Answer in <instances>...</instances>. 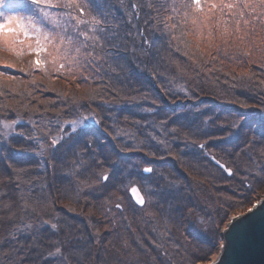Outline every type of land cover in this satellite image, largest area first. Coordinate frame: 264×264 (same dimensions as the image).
<instances>
[{
	"label": "trees",
	"instance_id": "16d2710c",
	"mask_svg": "<svg viewBox=\"0 0 264 264\" xmlns=\"http://www.w3.org/2000/svg\"><path fill=\"white\" fill-rule=\"evenodd\" d=\"M91 1L80 3L84 8L83 14L76 9L74 12L81 19L89 21L87 25H80L78 31L87 32L89 37H98L97 40L87 41L79 37L78 40L86 54L83 60L88 64L91 61L97 63L96 77L100 78L96 82L101 84L100 92L92 99L83 96L71 100L68 98L74 93L64 96L55 89L50 98L44 96L38 98L43 102L34 103L39 108L38 112L0 105V175L16 179L15 174L8 173V166L3 164L13 160L18 167L24 168V174L33 176V179L20 183V193L15 192V187L9 189V186L7 191H11L3 194L0 186V207L4 206L5 212L14 214L10 220H4L0 215V264H85L86 261L77 256L85 251L94 256L93 259L98 258L95 264L105 262L102 253H111L106 259L110 258V264L114 260L117 264L125 261L121 259L124 256L130 257L134 249L145 254L143 246L153 250L152 258L157 256L152 264H173L172 260H165L163 249L170 250L168 253L171 256L179 257V252L173 249L179 243L189 246L188 257L181 264L194 263L199 260L201 252L206 254L209 250L198 246L194 242L196 240H187L186 232L207 243H210V239L206 235L212 234L218 240V221L227 214L222 205L229 199L218 196L217 184L222 180L232 181L236 174L233 165L238 164L242 167V173L234 186L237 190L241 189L238 195L243 196L242 201L251 200L264 187V159L258 162L260 166L255 169L256 173H251L247 169L246 158L242 157L254 155L259 144L254 150H244L241 145H234L233 151L229 144L210 142L209 137L216 134L209 128L212 116L201 111V108L197 111L191 95L195 96L204 89H211L218 95L240 92V96L248 97L256 108L239 112L245 114L243 118L252 117L247 120H253L257 129L264 128V67L259 66L252 78L238 83L230 81L232 86L226 83L228 76L225 80L221 79L217 88L210 86L214 81L203 71H194L197 74L191 77L193 72L184 70L186 63H190L184 47L192 49L195 46L188 40L186 25L183 28L177 20L185 24L186 17L189 18L191 14L200 15L209 8L217 12L218 7L228 8L233 22H242L253 13L250 12L252 0H201L200 10L196 9L192 0ZM133 5H136V11ZM223 12L219 13L229 20L224 9ZM169 18L176 20V26L168 24ZM216 19L223 23L222 19ZM93 20L101 21L93 24ZM75 38L74 42L77 41ZM0 49L9 56L25 61L29 67L24 69V74L28 76L41 69L42 78L54 76L53 80L67 81L66 69L57 72L44 53L42 56L47 63L37 68L31 66L37 57L35 53L27 51L24 54L23 51V55L17 56L7 48L0 46ZM0 71L5 75L10 72L9 69ZM45 82L48 84V81ZM3 92L0 91L1 97ZM62 96L65 98L61 99ZM166 97L176 98L178 102L174 107L157 103H162ZM52 98L56 100H46ZM177 109L195 113L200 123L188 117V122L178 121L180 124H175L176 121L171 118L176 116ZM216 111H219V107L213 109L214 113ZM89 115L94 118L88 119L84 128L77 126L74 130L71 122ZM228 116V128L237 130L241 124L240 117ZM8 123H11L10 127ZM107 123L111 125L113 136L100 129L107 130ZM248 131L253 132L250 128ZM61 133L63 137L60 138ZM260 134L264 138V133ZM241 135L242 129L230 138V143L238 141ZM248 136H245L246 141ZM51 138L58 139L56 146ZM217 145L220 146L214 151L213 146ZM127 149L129 152L123 151ZM11 151L18 152L20 160L11 157ZM5 153L9 154L8 158ZM175 153L185 164V172L176 167L180 165L178 161L164 160ZM214 159L224 163L225 167ZM101 160L106 161L105 167ZM145 167H151L152 171L145 172ZM228 169L232 172L229 173ZM104 175L108 176L107 180L102 179ZM91 177L97 180L95 185L84 183L85 179ZM134 178L137 181H133ZM12 179L10 185L17 181ZM134 185L145 197L143 205L137 204L131 195L130 189ZM115 189L122 190L124 198L117 200L108 196ZM70 192L76 195L75 204L88 203L99 212L101 220L98 222L103 223V219L111 216V227L117 225L115 235H125L123 241L118 242V252L108 251V237H96L90 229V222L95 221L94 215L90 216V220L85 217L79 220L71 219L78 218L71 217L76 214L72 211L63 213L60 208L64 207L63 204L57 203L67 198ZM100 192L103 194L99 195ZM106 196L111 204L101 202ZM24 200L38 206L25 205ZM42 204L48 207H41ZM234 205L231 204L232 207ZM56 210H60L57 211L60 213ZM128 215L133 221L126 218ZM183 226L188 229L185 233ZM120 230L124 232L120 233ZM97 238L101 245H97ZM57 249L60 251L57 252ZM118 253L124 256L115 259Z\"/></svg>",
	"mask_w": 264,
	"mask_h": 264
},
{
	"label": "rangeland",
	"instance_id": "374dc122",
	"mask_svg": "<svg viewBox=\"0 0 264 264\" xmlns=\"http://www.w3.org/2000/svg\"><path fill=\"white\" fill-rule=\"evenodd\" d=\"M96 2V0H94ZM100 1V0H99ZM221 1V0H220ZM10 5H21L25 2V0H8ZM54 3H57V0H53ZM65 2V0H59V13L61 14H66V13H70L72 16H79L78 13H75L74 8L73 9H66L63 8V3ZM76 3H84V2H89V0H75ZM93 2V0L91 1ZM98 2V1H97ZM98 4L101 5V2H98ZM92 6V5H90ZM252 7L250 12H253L250 18L247 19H243V23L236 21H234V18L232 17L230 19L229 17V10L228 8H218L216 9L217 12L213 11V9L209 8L207 11L203 12V14L206 13H212L213 17L209 20V28L211 31H209L210 34H214L215 33V29H219L221 27V25L223 26H227L226 29H228L227 32H225L224 39L222 38L221 40H214L216 37H208V36H203V37H195L196 35L191 33V29L187 28V36L189 41H191L190 43H192V45H194V48H186L184 47V49L186 50V54L189 55V61L190 63H186L185 67V71H191L193 72L191 77L196 76L195 74H197L194 71L199 70L200 73H202V71L205 74V76H209L210 78L212 77V80L214 81L213 84L211 83V87L213 88H217L219 82L221 81V79L225 80V77H229V79L226 81V83L229 86H232L233 84H230V81H236V83H238L237 81H241V80H247L248 78H252V76H254L253 74H255L256 72H254L256 69H258V67L262 66L264 67V29L261 31H258L259 28L264 25V3L258 1V0H252ZM223 9L225 10V13L228 14L227 19L229 20H225L224 19V15L220 14L224 13ZM15 11H19L20 15H26L25 12H23V10L16 8ZM202 13L200 15H196V17L201 16L202 18ZM172 16V15H169ZM216 18H220L222 19L223 23H219L218 20ZM173 18H169L167 19L168 24L171 25L172 27L176 26L175 25V21L172 20ZM67 20L66 16H60V22L61 25H63ZM102 20V19H101ZM100 20V21H101ZM99 21V22H100ZM202 21V20H201ZM245 21H247V23H245ZM177 22L183 26H185L184 23L180 22V20ZM211 22V23H210ZM177 23V25H178ZM224 23H228V24H224ZM232 24V27H231ZM208 25V24H207ZM240 25L241 28L243 27H247L248 30L253 34L255 31H257L256 34H258L255 39H253V37H251L250 39L248 38L249 36L247 35H242L239 32L236 34L235 31L237 26ZM75 27V21L73 20L71 22V24L68 25V30L69 33L72 32L73 28ZM239 27V29H240ZM186 30V29H185ZM195 33V31H194ZM178 35V34H177ZM251 35V34H250ZM227 37V38H226ZM185 38V36H184ZM74 39V37H73ZM77 39V38H75ZM29 43H33L34 41L29 40V41H25L24 45L21 44H11L10 47L14 48L16 50H23L24 54H26V52L28 51L27 49V45ZM212 43V44H211ZM79 47L80 51L76 52L75 49ZM83 49H81V44L79 43V40L77 39L76 42H74L73 46L71 47L69 54H68V59L70 61H72L70 64L69 63H65L64 68L66 69L67 73V81L65 79H55L53 80L55 77H44L42 78L41 76V69L38 70V72L33 73V75H27L24 74V72H26V70L29 67V65L26 64L25 61H20L12 56L7 55V53H5L4 51H2L0 49V69H9V74L5 75L3 73H1L0 71V91H4L3 92V97L5 100H7L8 102L2 100L0 98V105L6 104L9 107H13L16 106L17 108H19L22 111H28V110H35V112H38L39 108L35 107L34 103L37 102H43V100H40L38 98H42V97H46V98H50L51 95H53L51 92L54 91L55 89H57L58 91H60L61 94H63L64 96L68 95V94H72L74 93V95L71 96V98L69 97L68 99L71 100H76V98L78 97H83L87 98L89 97L90 99L93 98V96H95L96 93L100 92V87L101 84L96 82L97 79L100 78L96 77L97 71H96V66L97 63L91 61L89 64L86 62V60L84 61L83 59H85L86 54L83 53ZM86 51V50H85ZM48 53H51L52 55H48ZM46 55V57L48 58L50 65L53 66L52 63V56L55 55V53L52 51V48L49 47L47 49V52L44 53ZM82 60H81V58ZM35 59H37V57H35ZM34 59V60H35ZM59 63H64V60H59L57 62V65H59ZM31 65V64H30ZM32 67L35 65L32 64ZM23 72V73H22ZM195 73V74H194ZM23 76V77H22ZM46 76V75H43ZM68 79L70 81V83L68 82ZM81 79V81H80ZM38 82H37V81ZM52 80V81H51ZM40 81V82H39ZM45 81H48V84H46ZM76 83H82V85H78ZM46 84V85H45ZM209 86V88H211ZM236 86V85H235ZM238 86V85H237ZM230 91V90H229ZM240 91H242L240 89ZM7 92V94L4 96V93ZM77 93V94H76ZM240 92L236 93L233 91H230V93L225 92L224 95H218V93L213 92L211 89H204V90H200L198 93H196L195 96L191 95L192 98V102H193V106L194 107H198L197 111H199V108H201V111H205L207 112L206 114L209 115L211 114V119H210V123L209 124V128L210 130H214L213 132H215L216 134L212 137H209L210 142H220V144H229L231 146V149L234 151V145H241L242 147H244L248 150L251 148V150H254L256 144H259V148H255V154L254 155H249L246 154L244 155L242 158H246V162H248V167L247 169H250L252 172L251 173H256L255 169L257 170V168L260 166L258 162H260L261 160L264 159V138L261 137L260 133H264V128H260L257 129V124L253 123L251 120H247L250 119L252 117H246L243 118L245 116V114H243L242 112L239 111H247L248 109H255L256 106L248 99V97H241ZM34 94V95H32ZM11 95V96H10ZM34 97V98H33ZM37 97V98H36ZM56 97V95H55ZM65 98V97H61ZM190 98V99H191ZM66 99V100H68ZM46 100H56V98H52V99H46ZM178 99H169V98H163L162 99V103L157 102L158 104L163 105H170L172 107L175 106V103L178 102ZM186 99H183V101H185ZM199 104V105H195V104ZM42 105V104H41ZM1 107V106H0ZM33 107V108H32ZM219 107V111H216L215 113L213 112V109ZM234 108L235 111H234ZM1 110V109H0ZM52 112V111H50ZM223 112V114H221ZM225 112V113H224ZM176 116H172L171 119H173L176 123H179L178 121H187L188 122V117H193L195 123H198L200 118L195 113H190L189 110H183V109H177L175 110ZM199 113V112H198ZM204 113V112H203ZM184 114H186V116H184ZM231 114L232 116H239L240 120H241V124L238 127L237 130H230L228 128V121L226 120L227 117H229L228 115ZM200 115H204L201 114ZM176 117V119L174 118ZM255 116H253L254 118ZM243 118V119H242ZM170 119V121H171ZM200 123V122H199ZM218 123V124H217ZM180 124V123H179ZM256 124V125H255ZM260 124V123H259ZM7 125V124H6ZM11 123H8L7 126L10 127ZM108 123H107V130L105 128H101L102 130H104L106 132V134L108 135H114L113 131L111 130V125H109L108 127ZM241 126H244L241 128ZM249 128L253 131L251 133H249ZM242 129V135L240 137V139H238V141H236L235 143H230L231 140L230 138L234 136V134L236 132L239 133V131L241 132ZM239 130V131H238ZM6 132H8V130H5ZM5 134V133H4ZM241 134V133H240ZM248 136V141L245 140V136ZM59 137H63V134L61 133L59 135ZM52 140L54 138H51ZM236 139V138H235ZM247 139V138H246ZM58 139L56 138V141ZM58 143V141H57ZM57 143L54 145L56 146ZM217 146H213L214 151H216ZM212 148V146L210 147ZM127 150H123L124 152H129ZM248 152V151H247ZM249 153V152H248ZM260 153V154H259ZM7 158L8 155L7 153H5ZM258 155H261V157L259 158ZM10 156L11 157H15L16 160H20L21 157L18 156V152H14L11 151L10 152ZM242 156V155H241ZM170 157V158H169ZM14 158V159H15ZM175 160L178 161L180 163V165H176V167L178 168L179 171H183L185 172L184 169H186L185 164H183L179 154H171L168 157H166L164 160ZM163 160V161H164ZM13 160H8L6 161L5 164L6 166H8V168L6 170H8L7 172H13L15 174L16 179H14V177H8L5 175H0V186L2 187L3 194L10 192L11 190L7 191V187H9V189H11L12 187H15V192L20 193V183H23L24 181H29V179H33L32 177H29V175L27 176L26 174H24L23 171V167H18V164L13 163ZM102 161V160H101ZM181 161V162H180ZM0 164H1V158H0ZM103 167H105L106 161H102ZM233 167L236 169V174L235 177H233L232 181H226L224 182L222 180V182H219L217 184V189H218V196L222 195L223 197L229 199L224 201L225 205L223 204V208L226 209L227 215L223 216L221 221H218L217 224V228H218V232L220 234V237L218 240H216L213 235H206L207 238L210 239V243H207V241H203L201 240V238L199 237H194V236H190V234L188 235V232H186L187 227H184V233L186 232V239L189 241H194L196 242V244H199L198 246H203L204 248H206V250L208 249V253L206 254H202L204 252H201V256L199 258V260H196L194 263L190 262L191 264H209L210 262L216 260L218 258V256H220V252H221V245H223V231L225 228V224L228 222V219L231 218L232 216H235L237 214H243L245 212H247V210L249 208H251L253 206V204H255L257 201H259L263 196H264V187L261 188V190L256 193L254 196H252L250 199L251 200H247L245 202L242 201L243 196H239L238 194L241 192V189L237 190V188H235L234 184L237 183L238 179L240 178V174L241 172V168L240 166L237 165H233ZM26 169V168H25ZM115 171V170H114ZM258 172V171H257ZM115 174V173H114ZM11 178H13L12 180H17L14 185H10V181ZM133 181H137V178H134ZM131 181V182H133ZM25 183V182H24ZM84 183H90L95 185L97 183L96 179H93V177L85 179ZM16 184V185H15ZM17 186V187H16ZM4 188V189H3ZM122 190L120 189H115L112 190L111 193L108 195L111 198L117 199L119 200L120 197L124 198V195L122 194ZM217 192V191H216ZM71 194H67V198L65 197V199H63V201L57 203V205H62L60 206V208H62L63 213H67L69 211H72L74 214L71 217H76L78 216V218H71V219H79L80 218H89L90 220V216L94 215V219L95 221L90 222V229L94 232V235H96V237L101 236H107L108 240H107V247L110 250H113L112 252L117 251L118 252V247H119V243L123 241V237L125 236L124 234H119L118 236L115 235V233L117 234V225L115 227H111L112 224L110 223V218H107V220L103 219V223L98 222V220L100 218L99 212H97L96 209H94L93 206L88 205V203L86 204H75L74 200L76 199V195L73 192H70ZM103 193L100 192L99 195H102ZM61 200V199H60ZM26 203L25 205H32L34 206L35 204H33V202L30 201H26L24 200ZM83 201H85V198H83ZM231 201V202H230ZM86 202V201H85ZM101 202H104L105 204H111L110 203V199L106 196L104 199L101 200ZM234 202V203H233ZM95 203V200H94ZM219 201L216 203L218 204ZM51 204V203H50ZM124 204H126L124 202ZM231 204H235L233 207L231 206ZM94 205V204H93ZM35 206H38V204H36ZM48 207L46 204H42L41 207ZM151 206V205H150ZM4 209H3V208ZM0 207V215L4 220H10L13 219V215L10 212H5V207L2 206ZM222 208V207H221ZM222 208V209H223ZM60 211V210H56ZM58 213V212H57ZM60 213V212H59ZM58 213V214H59ZM128 213V212H127ZM130 214V213H128ZM126 218L130 219L131 222V216H126ZM133 221V220H132ZM137 223H139L138 221H136ZM135 222L136 225H138ZM98 223V224H97ZM138 229V228H136ZM114 231V233H113ZM123 230H120V233ZM124 232V231H123ZM185 235V234H184ZM119 240H115V239ZM96 243L97 245H101V242L99 240V238L96 239ZM118 245V246H117ZM154 248H156V246H152ZM157 247H159L157 245ZM86 248H84L85 250ZM142 249H144L145 254H140V252L136 249L133 250L132 254L128 256H124L118 253V256L115 255V259L116 258H120V256H124L123 258H121L122 260L125 259V261L123 262H118L117 264H152L153 261L156 259L157 256L152 258L151 253L153 254V250H151L148 246H143ZM147 249V250H146ZM173 249H176L180 256L179 257H173L171 256V252L170 250H165L163 249L164 254V258L166 261H171L173 264H177V263H182L183 260L185 261V259L188 257L187 253H188V249L189 246L185 245L184 243H179L177 244ZM138 251V252H137ZM156 251V250H155ZM162 251V250H161ZM104 258H105V262H102L100 264H110L108 262V260L110 259H106L107 256H110L111 253H102ZM117 254V253H116ZM86 255H88V257H86ZM78 257H80V259H84L86 262L85 264H95V261H97L98 258H94V256H92L91 254L88 253V251H85L84 253H78L77 254ZM117 256V257H116ZM102 258V257H101ZM62 262H64L63 259ZM112 260V258H111ZM94 261V262H93ZM100 261V260H99ZM115 261V260H114ZM113 261L112 264H115ZM120 261V260H119ZM157 261V260H156ZM189 262V261H188ZM98 264V263H96Z\"/></svg>",
	"mask_w": 264,
	"mask_h": 264
},
{
	"label": "snow or ice",
	"instance_id": "6c2138e0",
	"mask_svg": "<svg viewBox=\"0 0 264 264\" xmlns=\"http://www.w3.org/2000/svg\"><path fill=\"white\" fill-rule=\"evenodd\" d=\"M264 3V0H261ZM192 4L195 5L197 10L201 9V0H192ZM133 10L136 11V5H133ZM216 7V5H212ZM228 7H232L228 5ZM16 8L23 10L26 15H20L19 11H15ZM63 8L66 9H76L81 14L84 13V8L76 3L75 0H65L63 3ZM138 15V12H137ZM187 15V13H185ZM60 16H66V22L61 25ZM75 21V27L72 30V33H69L68 25L72 21ZM89 21L81 19L79 16H72L70 13L61 14L59 13V0L57 3H54L53 0H25L21 5H10L8 0H0V46L7 48L10 51L15 52L17 56L23 55V50L17 51L14 48H11V44H21L24 45L25 41L32 40L33 43L27 45L29 53H35L37 59L32 61V63L37 68H42L46 60L43 59L42 54L47 52L49 47L52 48V51L55 53L52 56V63L57 72H60L64 69L65 63H71L68 59V54L71 47L74 44L73 37L77 39L83 37L85 41L87 40H97L98 37H89L87 32H79L80 25H87ZM93 24H98L99 21H92ZM247 23V21H245ZM95 31V29H92ZM95 45H93L94 47ZM76 52L80 51V48L75 49ZM48 55H52L48 53ZM59 60H64V63H59L58 67L57 62ZM94 117L84 116L77 121H73L72 126L74 130L77 126L84 128L88 119H93ZM98 123V121H97ZM57 143L56 139L52 140V144ZM201 148L204 145H200ZM146 172H151V169H145ZM231 171L230 169L228 170ZM102 179L107 180L108 176L104 175ZM131 191L136 194L137 201L143 205L145 203L142 196L139 195V190L135 187ZM119 207V205H117ZM260 208H264V200L257 201L251 208L247 210L248 213H253L254 210L258 211ZM225 215H227L225 213ZM241 214H237L228 219V222L225 224V232L230 231L235 227V222L239 220ZM247 216V213L244 214ZM55 227V225H52ZM223 247V245H221ZM60 249H57L59 252ZM215 264V262H213Z\"/></svg>",
	"mask_w": 264,
	"mask_h": 264
},
{
	"label": "water",
	"instance_id": "95a60500",
	"mask_svg": "<svg viewBox=\"0 0 264 264\" xmlns=\"http://www.w3.org/2000/svg\"><path fill=\"white\" fill-rule=\"evenodd\" d=\"M215 161L225 167L224 163L216 159ZM145 169H151V167H145ZM231 172L232 170L229 173ZM133 187L139 190V195L145 201L139 187L137 185ZM131 189L134 201L140 204ZM260 200H264V196ZM245 213L247 216L244 215ZM245 213L240 215L233 229L227 232L223 231V247L220 256L209 264H213V262L215 264H264V208H260L258 211L254 210L253 213Z\"/></svg>",
	"mask_w": 264,
	"mask_h": 264
},
{
	"label": "bare ground",
	"instance_id": "6f19581e",
	"mask_svg": "<svg viewBox=\"0 0 264 264\" xmlns=\"http://www.w3.org/2000/svg\"><path fill=\"white\" fill-rule=\"evenodd\" d=\"M213 17V15H212V13H206V14H203L202 15V18H201V16H198V17H196V16H194L193 14H191L190 15V17L188 18V17H186V23H185V25H186V27L188 28V29H191V33H193V34H195L196 36L195 37H197V36H199V37H203V36H208V37H215V34L213 35V34H210L209 33V31H211L210 30V28H209V20L211 19ZM190 19V20H189ZM187 20H189V21H187ZM202 20V21H201ZM211 23V22H210ZM208 24V25H207ZM232 25V24H231ZM239 27H240V25H238L237 26V28H236V30L237 31H235L236 32V34H237V32H238V35H239V32L242 34V35H247V36H249L248 38L250 39L251 37H253V39H255V37L258 35V34H256L257 33V31H255L253 34L248 30V28L247 27H243V28H241L240 27V29H239ZM264 29V25H262L260 28H259V30L258 31H261V30H263ZM194 31H195V33H194ZM228 31V29H226L225 27H220L218 30H217V35H216V38L214 39V40H221L222 38L224 39V34H225V32H227ZM251 34V35H250ZM225 36H226V34H225ZM227 38V37H226ZM212 44V43H211ZM215 160V159H214ZM217 160V159H216ZM216 162V161H215ZM222 163V162H221Z\"/></svg>",
	"mask_w": 264,
	"mask_h": 264
}]
</instances>
